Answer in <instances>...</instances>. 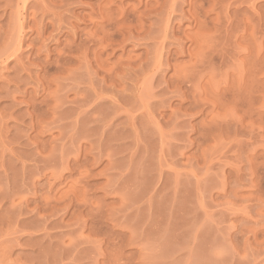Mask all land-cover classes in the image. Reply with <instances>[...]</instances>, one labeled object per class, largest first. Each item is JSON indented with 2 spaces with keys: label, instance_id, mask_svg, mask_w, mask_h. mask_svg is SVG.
<instances>
[{
  "label": "rangeland",
  "instance_id": "obj_1",
  "mask_svg": "<svg viewBox=\"0 0 264 264\" xmlns=\"http://www.w3.org/2000/svg\"><path fill=\"white\" fill-rule=\"evenodd\" d=\"M0 264H264V0H0Z\"/></svg>",
  "mask_w": 264,
  "mask_h": 264
},
{
  "label": "crops",
  "instance_id": "obj_2",
  "mask_svg": "<svg viewBox=\"0 0 264 264\" xmlns=\"http://www.w3.org/2000/svg\"><path fill=\"white\" fill-rule=\"evenodd\" d=\"M216 231V234L213 233V236H215L216 238V244L213 243L214 245V249L216 250V252H219V229L216 228L214 229ZM202 238H203V234L199 233L196 235V239H195V243L191 246V248H189L188 253H193L194 255H201L203 252V245H202ZM154 238L152 237L151 240H153ZM147 249H146V255L148 257H153L155 256V253H165L164 251H155L154 249V245L153 244H147ZM170 253H173V249H171Z\"/></svg>",
  "mask_w": 264,
  "mask_h": 264
}]
</instances>
